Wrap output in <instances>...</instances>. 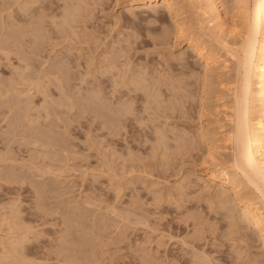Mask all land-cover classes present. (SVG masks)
<instances>
[{"label": "rangeland", "instance_id": "rangeland-1", "mask_svg": "<svg viewBox=\"0 0 264 264\" xmlns=\"http://www.w3.org/2000/svg\"><path fill=\"white\" fill-rule=\"evenodd\" d=\"M134 1L0 0L1 264H264L251 220L204 177L229 166L235 63L216 43L237 49L257 28L259 63L262 0H244L230 37L207 2L176 0L215 54L207 74L188 70L166 14ZM216 1L231 19L238 0Z\"/></svg>", "mask_w": 264, "mask_h": 264}, {"label": "bare ground", "instance_id": "bare-ground-1", "mask_svg": "<svg viewBox=\"0 0 264 264\" xmlns=\"http://www.w3.org/2000/svg\"><path fill=\"white\" fill-rule=\"evenodd\" d=\"M199 1L207 2L209 11L212 14L211 16L213 17V22L214 21L216 22V25L219 28L218 30L223 34V36H225V37L229 36L230 37V35L232 36V34H234L235 32H237L235 34H238V31H236L237 22H240L241 17L243 16L242 15V11H243L242 9L244 8L243 5H245V4H243L245 2L244 0H238V6L236 7V10L234 11V15H233V17H231V19L228 18L227 14H225V12L222 11V9H221L222 7L219 6V4L217 3L216 0H199ZM178 3H176V0H135L134 2L130 3V6H132L133 9H135V10L141 9L142 6H147L150 8L154 7V9L153 10L151 9V10L155 13V16H157L156 18L157 19L158 18H161V19L167 18V22L169 24H171V26L173 27L174 33L173 32L172 33L175 35V38L177 40L183 41L182 57H183V59H185V61H186L185 63L189 67L188 70H190V69L193 70V68H195L194 66L197 63H200V65H204L205 74L212 73L213 66L217 64V59L215 58V54L211 51L210 46H208L209 44L207 45L206 43L204 44V42H202V38L200 36L199 37H192L188 33L189 32L188 31L189 29H187L188 26L186 25V23L184 21L181 20V18H180L181 14L177 12V9H176V12H174V10H172V8L174 6H176ZM196 3H197V5L200 4V3L198 4V2H196ZM261 4L263 6L262 8L264 9V0H262ZM246 5H247V3H246ZM155 6L157 9H155ZM160 8H162V10H160ZM163 14L164 15L166 14L165 16H167V17L163 18L162 17ZM206 15H208V13ZM211 20H212V18H211ZM254 23L255 22H253V24ZM251 24H252V22H251ZM252 27H256L255 24H254V26H251L249 28L247 26L248 30L252 29ZM256 29L253 28L252 31L251 30L248 31V33L245 36H244V34H245L244 33L243 34L244 39L241 38L242 36L239 37V35H237L242 40V42H240L241 44L238 45L240 47H238L237 49L236 48L233 49L234 47L229 48L228 45H227L228 47H226L224 44L225 43L224 40H221V41H223V43L219 42V41H217V43H216L218 46H220V47L222 46V48L225 49V51L228 53V55L229 54L231 55V56L230 55L229 56L232 57V60H234V63H235V65H234L235 66V70H234L235 76L233 77L234 81L232 80L233 84H232L231 89L227 90V91H229V93H227V94H229V96H230L228 98L229 101L226 102L225 104L224 103L221 104V106L224 108L223 121L227 124V127L224 124L219 126V130L220 129L222 130L221 131V138H220V141L223 143L222 149H224V150L227 149V151L229 150L228 153L230 152L228 155V158H226V159H228L227 161H228L229 166L227 168L220 166L218 169H216L215 167H217V166H214V165H212V167L205 166V176L204 177H206V180L208 182L214 183L217 185L219 190L222 192V194L220 193L222 196H228L229 199H231V201L236 202L235 205L238 204L241 207V209H242L241 211H243V219L251 220V222L253 223V225L255 227V230L257 231V234H256L257 238L264 245V53L258 59L259 63L254 64L252 61V58H253V52H254L253 46L255 45V35L257 33ZM203 32H204V30H203ZM233 36H235V35H233ZM237 36H235V37H237ZM263 37H264V25H263ZM215 38H214L215 41H216V39L219 40L218 38H216V39ZM13 41H14V39L11 40V42H13ZM236 42H234V43H236ZM263 43H264V41H263ZM16 44L12 45V43H10L11 46H17ZM263 48H264V45H263ZM65 63L66 62H64V63L62 62V64H65ZM69 64H70V62H69ZM225 67H227V66H225ZM222 69H223V67H222ZM55 70L57 71V69H55ZM195 76H197V75H195ZM100 91H101V94H99L98 96L102 95V90H100ZM189 96H190V94H189ZM189 96H187V98ZM177 97H178V95H177ZM94 98H97V97H94ZM94 98H92V99H94ZM178 98H180V97H178ZM97 100H98V98H97ZM254 100L257 102V111L256 112L254 109V108H256L255 107L256 105L255 106L253 105ZM182 102L183 101H181V103ZM181 103L179 104V106H180L178 108L179 110L181 109V107H183V105H181ZM130 107H131V105H130ZM122 108H124V107H122ZM132 111H133V107H132ZM123 112H124V110H123ZM178 113H180V111H178ZM180 114H179V116H180ZM109 116H111V115H109ZM115 116H114V118H115ZM131 116H132V113H131ZM201 137H202V134H201ZM215 144H216V142H215ZM222 145H220V146H222ZM210 148H211V146H210ZM209 150L210 151L207 150V152H209L208 154H209L210 160H212V156L210 155L211 149H209ZM188 152H190V151H188ZM208 154H207V156H208ZM205 161H206V159H205ZM207 162H208V160H207ZM207 162L205 163V165L207 164ZM203 164H204V161H203ZM207 165H209V164H207ZM206 180L204 179V181H206ZM244 185L248 186V187H245ZM249 187L252 188L251 191L253 193L255 192L257 194V196L255 193H254L255 195H252L250 193L248 195L243 194V188L245 190V188H249ZM229 212H231V211H229ZM231 214H233V212ZM76 245H78V244H76ZM71 246L73 247V245H71ZM78 246H76V247H78ZM203 259H204V257H203ZM205 259H207V258H205Z\"/></svg>", "mask_w": 264, "mask_h": 264}]
</instances>
